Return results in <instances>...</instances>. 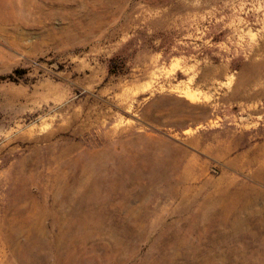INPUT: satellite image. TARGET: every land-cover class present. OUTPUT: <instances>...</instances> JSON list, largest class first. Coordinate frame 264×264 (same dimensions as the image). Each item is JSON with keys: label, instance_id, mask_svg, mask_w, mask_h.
Instances as JSON below:
<instances>
[{"label": "rangeland", "instance_id": "rangeland-1", "mask_svg": "<svg viewBox=\"0 0 264 264\" xmlns=\"http://www.w3.org/2000/svg\"><path fill=\"white\" fill-rule=\"evenodd\" d=\"M0 264H264V0H0Z\"/></svg>", "mask_w": 264, "mask_h": 264}]
</instances>
